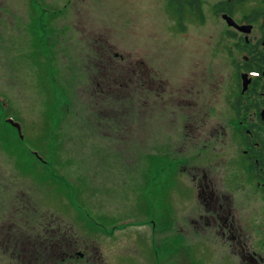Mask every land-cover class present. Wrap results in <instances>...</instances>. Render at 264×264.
Listing matches in <instances>:
<instances>
[{
  "label": "rangeland",
  "instance_id": "rangeland-1",
  "mask_svg": "<svg viewBox=\"0 0 264 264\" xmlns=\"http://www.w3.org/2000/svg\"><path fill=\"white\" fill-rule=\"evenodd\" d=\"M220 1L0 0V227L70 226L93 264H229L178 162V92L227 72Z\"/></svg>",
  "mask_w": 264,
  "mask_h": 264
},
{
  "label": "flooded vegetation",
  "instance_id": "flooded-vegetation-1",
  "mask_svg": "<svg viewBox=\"0 0 264 264\" xmlns=\"http://www.w3.org/2000/svg\"><path fill=\"white\" fill-rule=\"evenodd\" d=\"M256 1L250 8L248 0L219 2L218 14L236 23L227 22V72L178 92L192 109L183 113L178 162L198 202L194 234L229 264H264V212L252 206L264 200V0ZM0 228V264H93L98 256L95 244L74 242L70 226Z\"/></svg>",
  "mask_w": 264,
  "mask_h": 264
},
{
  "label": "trees",
  "instance_id": "trees-1",
  "mask_svg": "<svg viewBox=\"0 0 264 264\" xmlns=\"http://www.w3.org/2000/svg\"><path fill=\"white\" fill-rule=\"evenodd\" d=\"M202 1L203 0H172L171 4L176 6L179 11H182L184 9V6H188L194 10H196L198 13H201L202 11ZM240 1V0H236ZM228 4V3H226ZM223 9V7L221 8Z\"/></svg>",
  "mask_w": 264,
  "mask_h": 264
},
{
  "label": "water",
  "instance_id": "water-1",
  "mask_svg": "<svg viewBox=\"0 0 264 264\" xmlns=\"http://www.w3.org/2000/svg\"><path fill=\"white\" fill-rule=\"evenodd\" d=\"M225 17V19L227 20V22L231 25V24H236L235 23V21L233 20V18H231L230 16H228V15H225L224 16ZM0 102H1V100H0ZM10 124H12L13 126H15L17 129H18V131H19V134H20V136L23 138V134H22V126H21V124L19 123V122H16L14 119H12V118H9L8 120H7Z\"/></svg>",
  "mask_w": 264,
  "mask_h": 264
}]
</instances>
